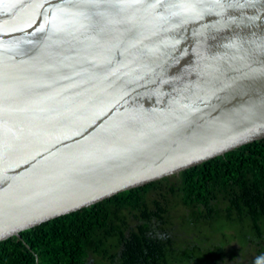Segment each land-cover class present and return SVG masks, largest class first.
Wrapping results in <instances>:
<instances>
[{"label": "water", "instance_id": "1", "mask_svg": "<svg viewBox=\"0 0 264 264\" xmlns=\"http://www.w3.org/2000/svg\"><path fill=\"white\" fill-rule=\"evenodd\" d=\"M264 139V0H0V242Z\"/></svg>", "mask_w": 264, "mask_h": 264}, {"label": "trees", "instance_id": "2", "mask_svg": "<svg viewBox=\"0 0 264 264\" xmlns=\"http://www.w3.org/2000/svg\"><path fill=\"white\" fill-rule=\"evenodd\" d=\"M171 178L178 180L177 188L172 184L171 189L180 193L183 206L203 207L211 215L225 212L230 218L235 214L248 220L252 234L247 242L254 240L261 246L264 139L0 242V264H89L92 255L100 254L113 264H167L170 241L166 244L154 229L156 220L164 222L166 210L156 201V210L152 211L147 201L151 192L160 195ZM124 212L136 221V230L131 229L128 235L125 233L130 222L127 216H121ZM112 239L121 247L111 256L102 248ZM182 254L189 263H199L189 251ZM217 259L210 258L209 262L216 263Z\"/></svg>", "mask_w": 264, "mask_h": 264}, {"label": "rangeland", "instance_id": "3", "mask_svg": "<svg viewBox=\"0 0 264 264\" xmlns=\"http://www.w3.org/2000/svg\"><path fill=\"white\" fill-rule=\"evenodd\" d=\"M177 182L176 178H171L160 195L151 192L147 201L152 211L156 210V201L166 210L164 222L156 220L154 229L166 244L170 241L165 257L167 264H197L185 260L182 254L185 251L192 253L198 264H253L264 256V239L259 241L261 246L254 240L247 242V236L252 234L248 220L235 214L230 218L225 212L211 215L203 207L183 206L180 193L171 189L172 184L177 188ZM204 212L206 214L203 215ZM121 216H127L130 222L126 235L131 229L136 230V221L128 213L124 212ZM120 247L117 240L112 239L102 249L112 256L119 252ZM217 257L216 263L209 262L210 258ZM89 264L113 263L100 254L92 255Z\"/></svg>", "mask_w": 264, "mask_h": 264}, {"label": "snow or ice", "instance_id": "4", "mask_svg": "<svg viewBox=\"0 0 264 264\" xmlns=\"http://www.w3.org/2000/svg\"><path fill=\"white\" fill-rule=\"evenodd\" d=\"M257 264H264V256H261L257 261Z\"/></svg>", "mask_w": 264, "mask_h": 264}]
</instances>
